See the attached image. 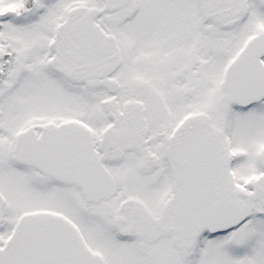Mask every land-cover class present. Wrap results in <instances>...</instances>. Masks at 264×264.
<instances>
[{
	"label": "snow or ice",
	"instance_id": "obj_1",
	"mask_svg": "<svg viewBox=\"0 0 264 264\" xmlns=\"http://www.w3.org/2000/svg\"><path fill=\"white\" fill-rule=\"evenodd\" d=\"M0 264H264V0H0Z\"/></svg>",
	"mask_w": 264,
	"mask_h": 264
}]
</instances>
